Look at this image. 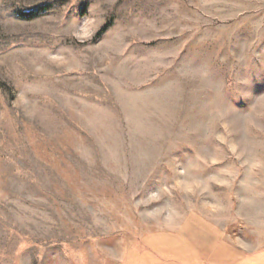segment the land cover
Instances as JSON below:
<instances>
[{
  "label": "rangeland",
  "instance_id": "rangeland-1",
  "mask_svg": "<svg viewBox=\"0 0 264 264\" xmlns=\"http://www.w3.org/2000/svg\"><path fill=\"white\" fill-rule=\"evenodd\" d=\"M197 215L264 248V0H0V264H122Z\"/></svg>",
  "mask_w": 264,
  "mask_h": 264
},
{
  "label": "crops",
  "instance_id": "crops-1",
  "mask_svg": "<svg viewBox=\"0 0 264 264\" xmlns=\"http://www.w3.org/2000/svg\"><path fill=\"white\" fill-rule=\"evenodd\" d=\"M188 220L186 217L174 230L156 232L146 236L139 241L140 247H136L138 243H135L130 255L125 256L122 264L126 261L128 264H168L174 261L179 264H199L198 262L200 264H264V248L247 251L238 247L226 237L218 225L202 215ZM187 224L189 226L185 227ZM182 231L185 236L183 241L180 240L179 235ZM177 243L181 245L178 246ZM169 246L173 249L182 248L183 255L176 260V256L166 253ZM194 250L202 252L200 251L199 256H194L190 252Z\"/></svg>",
  "mask_w": 264,
  "mask_h": 264
},
{
  "label": "trees",
  "instance_id": "trees-1",
  "mask_svg": "<svg viewBox=\"0 0 264 264\" xmlns=\"http://www.w3.org/2000/svg\"><path fill=\"white\" fill-rule=\"evenodd\" d=\"M53 4H55L54 2L52 3H46L42 6H40V8L38 10H29V11H21L17 14V17L23 21H32L35 20L39 17H41L42 15H44L47 11H49ZM107 29H104V32Z\"/></svg>",
  "mask_w": 264,
  "mask_h": 264
}]
</instances>
